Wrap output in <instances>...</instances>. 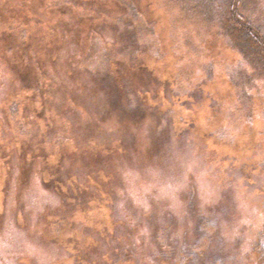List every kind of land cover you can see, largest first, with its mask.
Instances as JSON below:
<instances>
[{
	"label": "rangeland",
	"instance_id": "obj_1",
	"mask_svg": "<svg viewBox=\"0 0 264 264\" xmlns=\"http://www.w3.org/2000/svg\"><path fill=\"white\" fill-rule=\"evenodd\" d=\"M212 1L209 17L204 0H141L146 20L153 23V16L163 37L141 25L140 46L154 48L136 53V59L125 50L124 68L112 61L111 68L93 69L96 78L104 77L103 90L85 98L88 109H76L80 117L88 118L93 109L109 113L118 102L128 111L124 123L115 115H105V123L95 117L101 140H93L92 157H82L84 150L69 138L63 141V132L45 144L44 133H29L19 120L24 102L34 103L29 93L7 100L18 86L0 89V110H7L0 112V146L22 147L33 168L22 178L18 160L9 166L3 153L8 154L0 153V264H264L258 247H264V0H241L246 7L240 0ZM226 3L236 12L233 29L222 32L229 20ZM63 10L56 0H0V69L35 55L28 28L24 35L16 29L20 13L44 16L46 39L54 43L58 25L73 21L70 10ZM93 13L78 31L107 22L102 15L91 21ZM236 15L257 27L251 25L254 45L232 42L244 34L245 23ZM187 34L200 38L189 42ZM184 93L178 100L169 97ZM34 99L37 117L43 108ZM70 121L59 113L47 119L51 128L69 131ZM19 133L27 135L24 143ZM133 145L139 146L138 157L129 152ZM86 169L92 176L80 174ZM44 182L65 184L69 198L58 197L57 186L47 189ZM96 189L91 198L87 193ZM122 226L133 233L122 229L115 235Z\"/></svg>",
	"mask_w": 264,
	"mask_h": 264
},
{
	"label": "trees",
	"instance_id": "obj_2",
	"mask_svg": "<svg viewBox=\"0 0 264 264\" xmlns=\"http://www.w3.org/2000/svg\"><path fill=\"white\" fill-rule=\"evenodd\" d=\"M56 1H58V3L60 2V4L62 5V9H64L62 11L63 13L66 11L68 12V9L70 10L71 13L70 15L72 16V20L75 23L73 21H71V24L70 22H65L63 24L56 23L59 24L58 25L59 37L56 38V42L52 43L46 39V35L48 31L46 32L47 28L41 20V17L44 16L39 14L33 16V13H31L30 16H27L20 13L22 19L19 21L23 24L20 23L18 27H16V29L22 28L19 31V35H24L25 34L24 28H28L31 34L27 36L30 37L29 40L31 41H27V44L29 43L28 46L31 45L32 41L35 43V49H34L35 55L30 54V56L28 57L21 56V59L19 61H10V63L12 64L11 66L9 64L4 65L5 69H0V89L4 90V88H8L9 86L10 87L12 86L14 87L16 85L18 86V88L11 91L10 95L7 94V96L9 97L4 96V98H7V100H9L8 98H12V97L14 100L20 99L21 98L20 95L29 93V96H27V100L33 101L34 103L29 104L28 101H25L23 104L24 107H22L24 118L23 117L19 118V120H23L25 122L23 123V125L28 128L27 131L29 133H31V131L33 130H37L38 135H39L38 131L44 133L41 137H43L42 141L45 144L48 143L49 138H53L57 134V132L58 133L63 132L64 136L63 138H61L63 141H65L66 138L67 139L69 138L68 141H70L77 147H81L84 150L83 153H86V155L82 157H86V156L92 157V154L90 153L91 150L89 148H92L91 145L93 143V140L97 138H98L97 141L101 140L99 139L100 137L99 132L101 131L100 128L101 126L95 121V117L96 116L100 117L101 121L105 123L106 122L104 121L106 117L105 115L110 114L111 117L115 115L116 117H118L119 121L122 120L124 123L125 120L127 121L126 116L128 111V109H125L127 106L123 109V107L119 105L120 102H118L117 104L112 106L113 110L110 111V109L108 108L109 113L105 112L104 114L101 113V115H98L94 113L95 110L93 109V112L88 116V118L86 116L84 118L80 117L82 115V112L76 111V109L84 110V111L87 110L88 109L87 104H89L90 100L86 102L85 98L90 97L91 93H93V91L96 88L98 87L101 88L100 86L102 84H100V81L102 83L104 81L103 80L104 77H102V75L100 80L95 77V72L93 69H105L106 65L108 66V68H111V66H113L112 61H115V65L116 66L118 65V69L124 68L125 50L132 51L131 56H133L134 59H136L135 57L136 53L138 54V52L141 53L149 48H154L153 46H151L150 43H146L142 47L140 46V44L142 43V33L144 31L140 28L141 25L143 27L147 25L146 27H148L150 32L152 34L154 33L156 37L162 38L163 36L161 34L158 35L157 33L158 31L155 26L154 23L155 20L153 19V16H151L153 23L148 21L149 19L147 18L145 13L147 12V10L146 11L144 10V8L147 7H144V5L141 6V0H56ZM201 1L202 3H204L203 0ZM204 1L206 3L202 4L203 7L202 9L205 12V15H208L210 17L209 13L214 8L215 3L212 0H204ZM188 2H193V0H188ZM218 3L221 5L219 1ZM240 3L243 5V1L240 0ZM240 3L239 5H241ZM198 5H200V3H198ZM225 6L227 8V12H229L226 16L229 20L227 21L225 19L226 23H224L223 25L224 29L221 30L222 32H227L226 30L231 31L233 29L232 25L234 24L232 22L234 21V16H235L234 12H236L235 10L236 7L233 8L232 3H226ZM242 7H246V6L243 5ZM141 8H143L144 11L141 10ZM243 9H244L243 11L249 12L247 8H243ZM92 13L93 16L91 19L93 20L91 21L96 22V20H94V17L97 15L98 16L102 15L104 18L106 17L107 22L105 21V19H103L102 23L99 22L100 24H96L95 26L92 24L90 29L86 31V33L83 29L81 31H78L77 28H79V26L83 24L84 19L90 18ZM72 14H74L75 16ZM82 17H86V18H82ZM237 18L241 22L245 23V25H241L240 28L244 34L238 33L242 37V39L236 36L233 37L232 35L233 37L232 42H235L240 45H243L244 43L246 45L253 44L254 41L258 39V38L256 39L253 38L254 34L256 33L253 27L255 29H257V27L255 26V24H253V21H251V19L246 20L244 17L240 19V17L238 16ZM237 21L238 20H236L235 18L236 24ZM196 25L202 28L200 24L196 23ZM51 34L52 33H50L48 39H51L50 38ZM79 34H82L81 36L83 37V40L80 38L81 36L78 37ZM196 34L198 35L197 32ZM86 35H87L88 45H86V38H85ZM107 37L109 39H106ZM187 37L190 39L189 42H192V39L200 38L198 36L193 38L188 34L186 35V38ZM244 37H249L250 38V39L248 38L249 41L245 40ZM19 39L22 38L19 36ZM155 39L156 41H158V38ZM84 40H85V44H84ZM138 41H139V47H138ZM29 50L32 49L28 48V51ZM19 55H21V53H19ZM16 66H21L22 69H17ZM87 67L92 70V73L89 75H84V73L81 72V69H85ZM13 69H17L19 71H14ZM110 70H111L110 73L113 72L115 74H119L113 69ZM142 70L144 71L145 69ZM86 80H91L92 83L89 81H88L89 83H84ZM9 82L12 83L9 84ZM67 82H69L72 85H69L70 87L65 85V83ZM197 83L194 84L192 82L191 86L194 87ZM20 88L22 90H20ZM101 90L103 89L101 88ZM171 90L173 89L171 88ZM171 90L169 91V93L172 94ZM119 96L120 95H118V98ZM184 96L185 93L182 95L175 94L174 97L169 95L171 99L174 98L176 100L184 98ZM186 96H188V93ZM34 98L38 99L37 104H41L43 108V110L42 109L39 110L40 114L37 117L32 116L33 111L36 110L38 111V109L36 108ZM8 106H9L8 108L9 113L14 115L15 113L14 107L13 106L10 107L11 104H8ZM27 106L28 108H26ZM2 109L4 113L2 112V110H0V112H2V114H6L7 110L5 108ZM57 113L70 118L71 121L69 124V128L72 127L74 129L69 131L63 126L59 129L51 128L47 123V119L54 116ZM41 116L42 118H40ZM42 120L44 122L41 124L40 121ZM29 129H31V131H29ZM22 134L23 133L17 134V138L19 142L24 143L23 139L28 137L27 135L25 134L22 135ZM51 134H53V136H50ZM95 144L96 143H93L94 148L96 147ZM6 146H7L6 144L0 146L1 147L0 153H3L2 150H5L4 152L8 154L6 155L5 153H3L5 159H7L6 164L7 165L9 164L10 166L13 159L18 160L19 167L23 169V172L21 173L22 178H28L30 173L33 171V168L32 166L29 167L27 165L26 161H28V158L25 154V151L22 149V147L20 149L19 147H12L10 151L9 147ZM133 147L134 148L129 149V152L135 155L136 157H138L139 146L133 145ZM17 152L18 155L15 156ZM91 159L92 158H90L89 160ZM86 171L87 169L81 170L80 174H82L83 176H92L93 174L92 172L86 173ZM60 172L61 171H58L59 174ZM94 173L97 176L98 172H94ZM44 184L45 182L43 183V185ZM55 185L59 189V192H54L58 197L60 198L63 197L64 199L69 198L68 188L63 189L61 187V185L66 186L65 184L56 183ZM55 185L53 183H51L50 186L45 184L47 189H52L51 187H55ZM88 186L89 185H85V189L88 188ZM79 192H81L80 189ZM98 192H100V190L96 189L92 194H90L89 192L87 194L91 198L92 197L95 198V196L92 195ZM110 192L112 194L111 197L113 196L114 199L113 190H111ZM89 196L86 195L85 199L88 198ZM133 211L136 212L135 214L139 213L138 210H136L135 208H133ZM200 219L201 218H199V221ZM204 222H205L204 219H201L200 223L203 224ZM117 224H119V220ZM206 224H208V222H206ZM116 229L117 231H115L116 232L115 235H120L121 233H123L124 230L122 229H127L128 232L133 233L131 232L132 230L131 227H127V228L117 227ZM156 233L157 231H155V237H156ZM114 239H118V238L114 236ZM195 246L197 247L194 248V250L198 251L199 250L198 247H200V245L196 243ZM258 247L261 255V253H264V247H262L261 243H259Z\"/></svg>",
	"mask_w": 264,
	"mask_h": 264
}]
</instances>
